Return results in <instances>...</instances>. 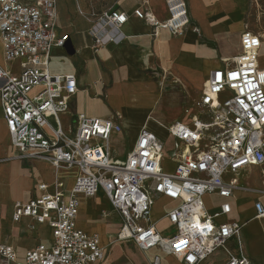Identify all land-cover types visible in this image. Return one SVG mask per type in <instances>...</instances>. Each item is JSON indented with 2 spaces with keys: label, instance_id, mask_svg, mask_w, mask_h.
Wrapping results in <instances>:
<instances>
[{
  "label": "built area",
  "instance_id": "2783aa9c",
  "mask_svg": "<svg viewBox=\"0 0 264 264\" xmlns=\"http://www.w3.org/2000/svg\"><path fill=\"white\" fill-rule=\"evenodd\" d=\"M57 1L0 0L4 60L20 64L19 73L0 66V104L12 148L21 158L49 164L57 172L77 169L78 175L69 191L56 177L54 192L40 183L31 199L16 202L14 222L27 218L46 226L51 240L23 257L0 240V264L102 263L105 249L99 237L77 226L79 197L92 198L99 190L122 219L118 240L133 242L143 253L155 252L150 264H164L165 257L180 264H208L220 251L227 256L222 264H253L244 251L243 226L218 219L231 214L227 200L238 187L239 171L264 166L262 35L246 27L240 52L229 64L222 60V68L208 76L196 102L198 113L166 127L176 143L174 168L167 173L162 168L165 144L149 129L139 132L125 162L118 164L110 142L122 131L120 117L105 120L71 113L77 77L50 71L52 48H64L69 40L57 33ZM146 5L142 0L133 17L153 28L155 37L161 30L183 36L191 25L185 0H166L163 21ZM129 19L121 10L102 14L92 32L96 48L121 41ZM105 30L109 34L104 35ZM64 115L71 116L68 130ZM207 196L224 200L219 212L206 207ZM158 200L175 204L162 219L167 222L164 230L152 219ZM254 207L256 217L264 219V205L257 202ZM232 240L237 252L229 248Z\"/></svg>",
  "mask_w": 264,
  "mask_h": 264
},
{
  "label": "crops",
  "instance_id": "0c3cea01",
  "mask_svg": "<svg viewBox=\"0 0 264 264\" xmlns=\"http://www.w3.org/2000/svg\"><path fill=\"white\" fill-rule=\"evenodd\" d=\"M70 1H72V7L68 5L69 0L57 1V33L60 36H69L68 41L71 43L74 54H68L65 48L53 47L51 50L50 71L54 75L74 74L77 77L78 93L70 102V110L73 115L84 113L89 117L105 120L112 119L117 115L120 117L117 122L122 127V131L113 135L114 137L116 136L113 144L121 143L123 134L127 132L132 139L129 152L135 146L139 132L143 128L151 131L148 127L150 124L154 128L157 127L156 124L160 125L152 115L141 116L137 113L136 108L126 104L125 96L131 84H144L152 90V93L148 96L156 98L158 94L155 93L156 84L152 78L159 79V76H170L173 80L184 81L187 89L192 85L196 88H202V94L208 76L215 69L222 68L224 57H235L240 52V38L245 30L243 23L245 10L240 11L233 23L234 34H236L237 43L239 44L238 51L230 52V44L225 43L227 47H223L224 49L221 51L223 57L218 59L212 45H208L203 41L205 36L211 34L230 42V0L227 3L228 7H225V5L219 6L217 5L218 2L216 7L215 4L210 2L211 0H185L187 6L190 4V8H188L189 15L192 12V16L190 15L191 25L185 34L179 37L172 36L164 30L159 31L158 36L155 37L153 28L134 18L133 11L142 6V0H118L113 7L100 13L94 12L93 8L95 6L91 0ZM146 1L148 5L145 8L153 12L159 20L163 21L167 18L166 0ZM113 10L124 11L130 16L128 23L121 29L124 37L118 43H109L96 48L92 38L96 22L102 14ZM224 14L226 20L219 22L220 17ZM211 24L213 27L210 32H207L206 29L211 27ZM198 25L204 29L205 36L201 33V28H197ZM223 26L227 27V29H222V32H216L214 29ZM106 34H109V30L104 31V35ZM111 34L114 35L113 32ZM160 35L168 42L167 44L164 45L159 42ZM0 44V66L11 70L13 73H19V62L6 63L1 40ZM226 63L229 64L231 62L226 61ZM14 66L16 67L14 68ZM202 69H204V74L206 75L205 80L200 79L197 81V75ZM70 118V115L62 116L66 130L69 129ZM160 126L165 127L163 125ZM0 132L5 133L10 144L8 149L0 144V161H2L7 159L5 157L8 152L11 153L10 146L12 147L3 111L0 114ZM13 151L17 153L14 149ZM38 164L36 163L37 166ZM44 164L54 170L51 165ZM23 171L21 162L18 160L0 164V199H2L1 201L9 199L11 203L9 217L13 226V229L8 231L0 220V240L13 246L19 257H23L27 251L34 249L39 244H49L51 232L46 226H40L27 218L22 219L18 223L14 222L13 215L16 202H25L31 199L36 193L35 187L40 183L49 185L50 191L54 192L53 185L56 177L64 184V189L69 191L74 186L78 175L77 169L59 170L50 181H46L39 176L36 169V180L31 185L27 177L29 172L26 174ZM71 171H74V174L73 184L70 187L67 181L70 179L71 175L69 172ZM248 171L258 173L259 180L241 186L240 177ZM237 182V189L234 190L231 198L227 200L232 208L231 214L219 218L218 221L233 220L240 223L243 226V242L246 255L253 264H264V219L256 217L254 207L257 202H261L264 205V166H249L240 170L237 175ZM210 197L213 198L215 196H207L205 199ZM218 199L221 200V205L224 200ZM84 201L90 205L92 198L85 197ZM162 201L166 200H158V202ZM166 202L169 203L166 210L175 206L173 202ZM204 202L211 213L219 212V208L213 212L210 205H207L205 200ZM105 203L108 209L114 210L107 197ZM103 215H107L106 211H104ZM162 219L159 221V226L165 222V228L167 227V222ZM77 226L89 235L98 236L103 248L107 244V235L103 232H90L85 218L81 214L78 217ZM21 227L25 228L29 237H21ZM41 228L45 229V233L42 234L40 232ZM168 232L169 230L166 231V233ZM36 237H38L37 241L35 240ZM229 248L237 252V244L234 240L230 241ZM150 254L154 255L155 252H150ZM166 259L172 260L173 264H180L172 257H165L164 264ZM226 259L225 252L220 251L208 261V264H222Z\"/></svg>",
  "mask_w": 264,
  "mask_h": 264
},
{
  "label": "rangeland",
  "instance_id": "374dc122",
  "mask_svg": "<svg viewBox=\"0 0 264 264\" xmlns=\"http://www.w3.org/2000/svg\"><path fill=\"white\" fill-rule=\"evenodd\" d=\"M117 1L118 0H91V2L96 7L93 8V10H95L94 12L96 13H100L108 8L113 7ZM210 2L215 5L218 2L217 5H225V7H228V0H211ZM71 4L72 1L69 0V7H72ZM187 7L190 8V4H188ZM241 10H245L243 16L244 27H249V29L262 35L264 39V0H230V42L224 41L223 38L221 39L219 36H212L211 34H209V36H205L204 29L200 25L197 26L198 29L201 28V33H203L205 36L203 41L208 45H212L218 59L223 57L221 51L224 49L223 47H227L228 43L230 44V52H236L239 49L237 37L236 34H234L235 31L233 23L240 14ZM190 15L192 16V12H190ZM225 20L226 17L224 14L220 17L219 22H224ZM212 27V24L211 27H207V32H210ZM214 29L216 32H222V29H227V27L223 26ZM159 42L164 45L168 43L166 40H164L162 35H160ZM260 56V61L262 65H264V40L260 51ZM232 58V56H225L224 60L225 62H232ZM15 67L16 66H14V68ZM202 70L197 75V81L200 79L205 80L206 75L204 74V69ZM158 78L160 79L161 84L159 79L152 78L153 82L156 84L155 93L158 94L156 98L148 96L152 93L151 89L147 88L142 83H136L131 84L129 91L126 93L125 102L128 106L136 108L139 115L144 117L147 115H152L160 123V125L165 126L161 127L160 125L156 124L157 127L154 128L152 124H150L148 127L165 144L162 168L164 172L168 173L174 168L171 158L176 150V143L172 138L167 136L166 127H169L177 121H189L194 115L198 113V110L195 106L196 102L200 99L202 88H196L192 85L187 89L184 81L173 80L170 78V76H159ZM187 111H189L188 114ZM1 112L2 109L0 106V114ZM115 138L116 136H113L110 142L112 159L115 163L121 164L126 160L132 139L131 135L126 132L123 134L121 143L114 145L113 141ZM0 144L7 149L9 148V140L4 132H0ZM10 149L11 153L8 152L5 157L7 159L0 161V164H4L13 160L20 161L22 168L24 169L23 172L26 174L29 172L27 177L31 185L35 183V176L37 173H39V176L46 181H50L53 176L57 174V171L52 170L44 163L36 162L39 163L37 166L33 161L21 158L18 153L13 151L11 146ZM36 169L38 171L37 173L35 172ZM69 174L71 176L67 182L71 187L73 184L74 171L69 172ZM256 180H259L258 173L251 171L245 172L244 175L240 177L241 186L253 183ZM84 199V196L79 197V213L77 220L81 214L84 216L87 228L90 232H103L107 235L108 242L104 245L105 258L101 264H150V259L152 256L150 253L148 254L141 252L133 242L118 240L117 233L122 226V219L116 211L107 208V204L105 203L106 197L101 190L98 191L96 196L92 197V203L90 205L85 203ZM1 200L2 199H0V220L4 227L10 231L13 229L12 221L9 217L11 212V203L9 202V199H5L3 201ZM205 201L207 205H210L213 212L219 208L221 203V200L216 197L206 198ZM168 204L169 203L166 201L156 202L155 206L153 207L152 215L154 223L158 224L159 221L165 217ZM104 211L107 213L106 216L103 215ZM164 226L165 222H163L161 226L158 225V228L162 229ZM164 229H166V227ZM20 230L21 237H29V234L26 232L24 227H21ZM40 232L42 234L45 233V229L41 228ZM37 235L39 236V234ZM37 238L38 237L35 238L36 241L38 240ZM165 264H173V262L170 259H166Z\"/></svg>",
  "mask_w": 264,
  "mask_h": 264
},
{
  "label": "water",
  "instance_id": "95a60500",
  "mask_svg": "<svg viewBox=\"0 0 264 264\" xmlns=\"http://www.w3.org/2000/svg\"><path fill=\"white\" fill-rule=\"evenodd\" d=\"M64 48L66 49L68 54H70V55L74 54V51L72 50L73 48H72L71 43L69 41L66 43Z\"/></svg>",
  "mask_w": 264,
  "mask_h": 264
},
{
  "label": "bare ground",
  "instance_id": "6f19581e",
  "mask_svg": "<svg viewBox=\"0 0 264 264\" xmlns=\"http://www.w3.org/2000/svg\"><path fill=\"white\" fill-rule=\"evenodd\" d=\"M185 148V147H184ZM186 149V148H185ZM158 225H159V223H158Z\"/></svg>",
  "mask_w": 264,
  "mask_h": 264
}]
</instances>
